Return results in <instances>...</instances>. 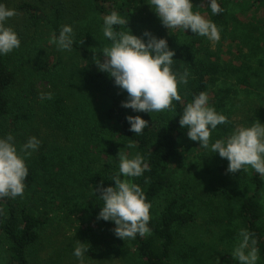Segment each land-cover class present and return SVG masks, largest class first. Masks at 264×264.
Returning <instances> with one entry per match:
<instances>
[{"label":"trees","instance_id":"obj_1","mask_svg":"<svg viewBox=\"0 0 264 264\" xmlns=\"http://www.w3.org/2000/svg\"><path fill=\"white\" fill-rule=\"evenodd\" d=\"M4 2V0H3ZM93 14L98 15L103 23V17L111 10H116L122 17L127 18L126 25L115 26V30L132 31L136 35L150 30L158 37H164L167 42L171 29L163 26L159 18H152L147 28L137 27L131 23L133 14L140 13V6L148 4V0H86ZM223 11L213 15L207 7V0H193V10L199 11L206 18L211 19L221 32V39H229L232 27L243 24L245 37L252 38L254 47L263 56L258 66L245 64L247 71L239 73L237 67H230L235 75V82L242 89L249 87L264 88V0H218ZM24 5V4H23ZM30 11L31 18H37V8L25 3ZM239 14L245 15L240 20ZM238 16V17H237ZM139 18H143L139 16ZM129 29H128V28ZM55 34L59 29L54 24ZM87 34V33H86ZM93 34V33H91ZM76 36L72 48L80 53L102 54V49L110 44L102 33L94 42H80ZM200 36L192 34L191 40H182L175 48L172 71L182 73L185 69L190 73L187 84L178 83L181 101H173V106L160 112H133L131 108L121 106V101L127 96L113 83V78L106 72H91L81 70L87 85L95 93L92 102L83 107L78 127L82 141L77 145V154L67 153L64 149L52 148L46 152L34 151L25 160L28 175L25 180V189L22 196L0 198V239L9 254L8 264H28L27 250L39 239L46 220L34 213V204H69L76 200L78 190L84 187L88 192L83 202L79 200L75 210H83L78 217L81 228V242L86 248L93 249L98 243L107 241L111 249L121 255H133L141 260L142 264H173L172 253L176 250L177 227L187 225L192 221V214L182 204L180 196L170 192L173 172L184 159L187 152L181 147V140L187 139L186 129L179 126V116L185 103L190 102L194 94L204 91L209 96V104L218 112L223 113L227 100L236 94L237 90L231 86L215 88L219 72L227 62H219V57L213 51L198 47ZM256 43V44H255ZM44 75V74H43ZM256 76V84L253 78ZM16 77L15 70L10 66L8 56H0V136L8 129L20 125L19 116L10 109L8 89ZM82 86V85H81ZM61 112V111H59ZM57 112V114L59 113ZM126 115H141L148 121V126L139 134L129 131ZM60 127L64 123L60 122ZM78 129V128H77ZM69 129V135L71 133ZM230 131V121L218 125L211 134L217 138L227 135ZM68 135V136H69ZM225 135V136H226ZM135 141V148H128L129 141ZM125 152L134 155L139 153L144 157L148 170L141 176L131 178L144 191L145 198L150 202V232L135 238H118L112 229L114 222L97 219L100 210L98 186L114 184L110 178L118 171L119 158L117 153ZM240 191L233 194L224 181L225 168L221 167V176L210 184V190L224 202V210L229 222L234 220L240 228H246L257 241L259 259L264 264V230L261 225L263 216L262 193L264 191V177L254 170H238ZM221 179V180H220ZM168 193L164 199L163 209L159 213L154 211L155 200ZM237 202L235 204L234 202ZM79 225V227H80ZM97 245V246H96ZM182 257L194 256L197 260L193 264H214L205 257H200L194 251L182 250ZM228 256H224L226 263Z\"/></svg>","mask_w":264,"mask_h":264},{"label":"rangeland","instance_id":"obj_2","mask_svg":"<svg viewBox=\"0 0 264 264\" xmlns=\"http://www.w3.org/2000/svg\"><path fill=\"white\" fill-rule=\"evenodd\" d=\"M4 3L17 12V15L6 21L20 39V46L7 54L10 66L16 73L7 95L10 109L19 116L20 125L12 128L7 124L8 129L2 136L11 133L19 147L29 136L35 135L41 141L37 152H46L56 147L67 153L77 154L76 147L82 141L78 120L84 112L83 107L88 106L95 96L92 88L78 74L81 70L96 73L97 66L92 60L94 53H80L74 48L70 51L60 50L50 42V37L55 33V23L59 30L62 25L69 24L74 30V41L76 36H81L80 42L92 43L102 33V19L93 14L86 0H4ZM25 3L37 8V18L30 17ZM139 12L133 14L131 20L137 27L147 28L152 18H158L148 4L140 6ZM239 18L245 20L246 16L239 14ZM240 26L243 24L232 27L227 41L221 39L220 32L219 41L212 42L200 36L201 41L197 45L203 51H213L219 57L220 63L227 62L222 73L221 70L219 72L215 88L231 86L237 90L223 107V114L230 121V131L235 125L251 123L256 119L264 123V88L251 86L244 90L237 85L235 75L229 71L233 66L236 69L238 67L239 73H242L247 71L245 64L258 66L259 59H263L262 53L254 47L253 39L246 38L245 29ZM192 34L194 33L189 30L184 32L179 28L171 29L169 47L175 49L180 41L191 40ZM96 55L103 59L102 54ZM254 77L253 85L260 80ZM49 91L52 98L41 100L40 93ZM60 122L64 123V127H60ZM70 128L72 131L69 135ZM215 139L217 136L211 134L210 140ZM181 147L187 152L188 158L174 170L170 192L180 196L182 204L192 214V221L177 227L176 250L172 253V263L193 264L197 260L194 256L183 258L184 249L194 251L214 264H238L231 256V250L240 227L235 220L228 221L224 202L209 187L211 183L217 182V176H221V167H224V181L231 192L237 194L241 186L239 171L228 173V161L218 153H209L201 148L198 141L189 138L181 140ZM86 191L81 187L76 200L83 202L88 195ZM166 196L168 193L164 192L155 200V213L163 209ZM261 198V225L264 230V191ZM76 200L69 204L49 202L31 205L34 213L45 218L46 225L41 230L39 239L27 250L28 264H77L72 255L73 247L77 240L82 241L80 230L88 223L80 225L78 217L83 214V210H75L78 202ZM234 203L237 204L236 201ZM84 246L86 247L85 243ZM226 255L228 260L224 263L222 260ZM8 263L9 254L0 239V264ZM85 264L142 262L134 254L121 255L113 251L109 243L103 241L96 248L88 249ZM257 264L263 263L258 259Z\"/></svg>","mask_w":264,"mask_h":264},{"label":"clouds","instance_id":"obj_3","mask_svg":"<svg viewBox=\"0 0 264 264\" xmlns=\"http://www.w3.org/2000/svg\"><path fill=\"white\" fill-rule=\"evenodd\" d=\"M148 5L168 29L189 30L216 42L220 39L217 25L199 11L193 10V0H148ZM207 7L213 15L223 11L218 0H207ZM17 15L14 8L6 6L0 0V56L6 55L20 46L16 31L6 21ZM127 18L116 10L103 17L102 35L110 44L103 47V59L95 53L92 56L97 69L113 78V83L127 96L121 106L131 108L133 112H160L173 106V101H181L178 83L187 84L190 73L172 71L175 49L170 48L164 37H158L145 29L136 35L128 31L115 30V26L126 25ZM50 42L63 51H70L74 42V30L69 24L60 27L59 33H53ZM52 93L41 92L40 99L50 100ZM129 131L139 135L148 121L141 115H126ZM179 126L186 129V135L209 153H218L228 161L226 171L251 168L264 177V123L257 119L251 123L238 124L224 137L210 140L211 132L218 125L228 123L225 114L218 112L209 104V96L201 91L194 94L192 100L183 106L179 116ZM41 141L29 136L19 147L11 133L0 136V198L22 196L28 175L26 158L36 151ZM128 148L136 147L135 141H129ZM118 171L110 177L114 184L100 185L96 190L102 201L97 219L114 222L112 229L118 238H135L150 232V202L145 198L141 186L131 178L139 177L148 170L147 163L138 152L129 155L117 153ZM253 234L246 228L237 231L231 256L238 264H257L259 250ZM88 248L77 240L72 255L77 264H85Z\"/></svg>","mask_w":264,"mask_h":264}]
</instances>
